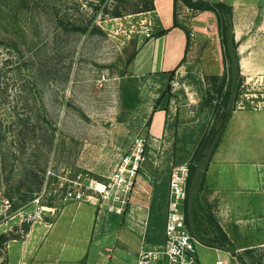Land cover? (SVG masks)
<instances>
[{"label":"rangeland","instance_id":"obj_1","mask_svg":"<svg viewBox=\"0 0 264 264\" xmlns=\"http://www.w3.org/2000/svg\"><path fill=\"white\" fill-rule=\"evenodd\" d=\"M88 1L0 0V235L16 237L0 242V264H57L56 251L35 255L48 231L91 233L97 264H112L116 243L113 264H129L143 236L164 240L173 183L185 189L215 123L227 66L213 12L178 5L187 46L181 29L156 37L173 25V0L119 18ZM220 1L234 8L243 80L191 232L202 264H264V0Z\"/></svg>","mask_w":264,"mask_h":264},{"label":"trees","instance_id":"obj_2","mask_svg":"<svg viewBox=\"0 0 264 264\" xmlns=\"http://www.w3.org/2000/svg\"><path fill=\"white\" fill-rule=\"evenodd\" d=\"M88 2L93 11L104 13L113 18L148 13L155 10V0H97ZM173 2V25L170 28L160 30L156 37H163L173 29H181L187 35L188 46L190 42V33L187 27L179 23L177 16L178 5L182 4L193 10L213 12L217 19L218 34L223 49V61L225 66H227L222 84L219 89L215 90L217 93V99L215 100L212 98L210 100V105H212L215 113V123L200 139L192 157L193 162L190 167H187L188 177L185 212L186 222L191 231L192 225L190 221V213L193 211L194 197L197 192L202 189L209 166L222 143L228 124L236 110L239 88L242 85L243 77L241 75L238 42L236 41L235 36L233 5L220 0H173ZM138 53L139 50H136L131 55L130 61H133ZM127 84L128 83L123 86V101L125 109H131L136 104L138 94L134 91L132 85ZM165 226L166 221L164 231ZM160 227H162V225H160ZM191 233L193 234V232ZM10 239H16V237L13 236V232L0 235V242H7ZM164 240L161 243H163ZM215 248L222 249L220 247Z\"/></svg>","mask_w":264,"mask_h":264},{"label":"built area","instance_id":"obj_3","mask_svg":"<svg viewBox=\"0 0 264 264\" xmlns=\"http://www.w3.org/2000/svg\"><path fill=\"white\" fill-rule=\"evenodd\" d=\"M138 165L137 168L138 169ZM137 170H134V175ZM188 170H186L185 189L182 182L175 180L174 189L176 199L170 204L169 214L166 219L164 242L150 243L145 236L142 237L135 257L129 264H202L198 255L200 242L191 233L186 222V216L182 209L186 199ZM215 264H227L222 257H218Z\"/></svg>","mask_w":264,"mask_h":264},{"label":"crops","instance_id":"obj_4","mask_svg":"<svg viewBox=\"0 0 264 264\" xmlns=\"http://www.w3.org/2000/svg\"><path fill=\"white\" fill-rule=\"evenodd\" d=\"M139 55V53H138ZM137 55V56H138ZM87 221H92V214L87 213L86 215ZM72 235V236H71ZM36 234L34 237L30 238V242L34 239L35 240ZM72 237V239H70ZM96 239V238H95ZM39 242L40 248L36 249L35 255L38 254L37 251L45 253L48 249L49 251H56L59 254L57 264L67 263V259H69L73 264H97V259H101L99 254H101L100 248V240L95 241L94 237L90 234L84 233H55L53 231H48L46 234L41 236H37L35 242ZM135 243V242H134ZM134 248H131L130 252L126 253L128 257L131 259L135 257L136 251L138 249L136 243L132 244ZM119 247L114 243L112 255L109 257V261L113 264V259L115 258L114 254ZM120 249V248H119ZM122 250V249H120ZM119 250V251H120ZM124 253V252H123ZM125 254L120 253V256H125ZM39 257H45L44 254L39 253ZM44 255V256H41ZM66 255L76 256L75 259L67 258ZM73 259V260H72ZM103 259V258H102ZM130 259V260H131ZM84 260V262H83ZM107 260V259H104ZM108 262V261H107ZM118 262V260L116 261ZM69 263V264H72ZM110 263V262H109ZM37 264H50V263H37ZM98 264L99 261H98Z\"/></svg>","mask_w":264,"mask_h":264}]
</instances>
